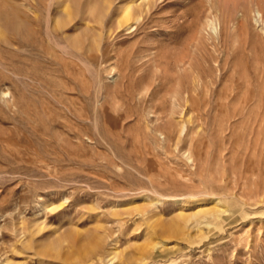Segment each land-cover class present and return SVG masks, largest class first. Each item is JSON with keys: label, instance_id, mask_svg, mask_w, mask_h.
<instances>
[{"label": "rangeland", "instance_id": "obj_1", "mask_svg": "<svg viewBox=\"0 0 264 264\" xmlns=\"http://www.w3.org/2000/svg\"><path fill=\"white\" fill-rule=\"evenodd\" d=\"M129 1L0 0V264H264V0Z\"/></svg>", "mask_w": 264, "mask_h": 264}, {"label": "bare ground", "instance_id": "obj_2", "mask_svg": "<svg viewBox=\"0 0 264 264\" xmlns=\"http://www.w3.org/2000/svg\"><path fill=\"white\" fill-rule=\"evenodd\" d=\"M114 3H115V0H97V1L88 0L87 2H84L82 4L79 2V0H74V4L76 7L75 9H79L78 12L84 8L83 13L80 12L81 13V20L84 21L88 26L90 25V23L92 21H96V20L101 25H103L105 23L106 17L111 13V9H113ZM151 4H152V0H142L140 2H137V0H130L129 2L123 4L121 6L119 12H118L117 17H116V22H117L118 26L120 28L124 27L125 29H132L134 27L137 29V26L144 19L145 13L150 9ZM12 10H13V8H12ZM62 11H63V13L58 14L57 19H55V26H57L59 28H64V27L68 26L75 19V12L69 6H66L65 9ZM76 12H77V10H76ZM10 13L11 12H7L6 10L0 9V25H1L0 27H3L4 29L5 28L8 29L7 31H10V33H11V37L6 39L7 41H5V42L10 46L12 45V47L18 46V45H23V46L30 47V48H33L36 50L38 48V41H37L38 39L37 38H39V35H40V31H38L39 29L36 28L38 26H33V27H35V29H33V32L36 35L35 36L36 39L31 41V39L30 40L28 39V35H30L31 33L28 35L25 34V32H24L25 25H23L21 21L17 20L19 18L16 19L15 17L11 16ZM20 19H22V18H20ZM88 26H87V28H90V26L89 27ZM1 30H2V28H0V39L2 38V35H3ZM7 34H8V32H7ZM68 39H72V38H70V36H68ZM101 39H102V34L99 33L98 34L99 43L97 44L98 46L101 45ZM72 42H73V44H75V43H77V40L72 39Z\"/></svg>", "mask_w": 264, "mask_h": 264}]
</instances>
